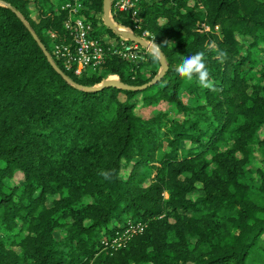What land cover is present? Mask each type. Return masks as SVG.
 Instances as JSON below:
<instances>
[{
    "label": "trees",
    "instance_id": "trees-1",
    "mask_svg": "<svg viewBox=\"0 0 264 264\" xmlns=\"http://www.w3.org/2000/svg\"><path fill=\"white\" fill-rule=\"evenodd\" d=\"M53 1L0 0V264H264V0H205L202 12L200 0H141L142 29L173 39L160 44L167 70L142 90L85 89L142 85L159 61L109 53L73 74L53 52L67 36L65 0ZM83 1L95 35L123 39L104 23L103 0ZM199 15L211 30H195ZM200 51L216 91L176 72ZM128 220L143 232L104 249Z\"/></svg>",
    "mask_w": 264,
    "mask_h": 264
},
{
    "label": "built area",
    "instance_id": "built-area-1",
    "mask_svg": "<svg viewBox=\"0 0 264 264\" xmlns=\"http://www.w3.org/2000/svg\"><path fill=\"white\" fill-rule=\"evenodd\" d=\"M140 2L141 0H111L110 13L125 14L130 22V26L126 28L134 33L135 30L140 31V35H137L149 42L151 35L148 30L142 29L139 17ZM86 9L83 0H65L60 5V11L66 14L62 27L67 36L54 43L53 52L62 59L66 69L77 76L89 69H100L109 53L129 61L146 58L149 49L136 42L124 38L117 40L109 34L95 35L91 19L85 13ZM56 36L55 32L50 34L51 38ZM145 225L141 221L128 220L124 228L112 237L104 238L101 245L104 249L117 250L125 246L134 235L142 233Z\"/></svg>",
    "mask_w": 264,
    "mask_h": 264
},
{
    "label": "water",
    "instance_id": "water-1",
    "mask_svg": "<svg viewBox=\"0 0 264 264\" xmlns=\"http://www.w3.org/2000/svg\"><path fill=\"white\" fill-rule=\"evenodd\" d=\"M110 7H111V0H103V21L106 24V26L110 30H112L114 33H116L117 35L121 36L122 38H124L126 40H130V41L136 42V43L142 45L143 47L149 49L151 43H149L145 39L139 37L133 31L127 29L126 27H123L122 25L118 24L117 22H115L113 20L112 15L110 13ZM29 30L31 31L35 41L42 48L44 54L46 55V57L48 58L49 62L52 64V66L55 68V70L63 78L68 79L67 76L63 73V71L53 62L50 54L48 53V51L46 50L45 46L43 45L41 40L38 38V36L30 28H29ZM161 53H162L161 54V58L159 60L160 69L157 72V74L147 83H144V84L138 85V86H132V85L125 84L124 82L120 81L119 79L111 78V79L105 80L99 86H91V87H84V88L88 89V90H96V89H99L101 87L113 86V87H120V88L128 89V90H142V89H145L147 86L159 81L161 79V77L163 76V74L165 73V71L167 70L168 65H167V62L165 60V56H164L162 51H161ZM69 81L71 83H73L71 80H69Z\"/></svg>",
    "mask_w": 264,
    "mask_h": 264
},
{
    "label": "clouds",
    "instance_id": "clouds-1",
    "mask_svg": "<svg viewBox=\"0 0 264 264\" xmlns=\"http://www.w3.org/2000/svg\"><path fill=\"white\" fill-rule=\"evenodd\" d=\"M167 44L168 41H165ZM161 45H158L154 42L151 43L148 50V55L154 62H157L161 58ZM218 55L221 58L227 57L226 51H219ZM144 59V57H140ZM206 53L204 51L197 52L193 55L186 56L182 61L177 65L176 72L179 77L185 79L188 82H195L200 88L207 89L210 91H216L214 83L210 78V72L205 63ZM105 180L112 178V172L107 170H101L99 173Z\"/></svg>",
    "mask_w": 264,
    "mask_h": 264
},
{
    "label": "rangeland",
    "instance_id": "rangeland-1",
    "mask_svg": "<svg viewBox=\"0 0 264 264\" xmlns=\"http://www.w3.org/2000/svg\"><path fill=\"white\" fill-rule=\"evenodd\" d=\"M55 1V0H54ZM53 1V4L55 5ZM200 3L198 4V6L196 5V9L200 12L204 11L205 10V7H206V1L205 0H200L199 1ZM193 1H188L187 4L188 5H193ZM31 17L34 19V20H38V17H37V12H36V9L32 8V12H31ZM167 21V19L163 16H160L158 18V22H157V25L158 23L163 25L165 24ZM217 31H219V26H216L215 27ZM150 29V27H149ZM174 29L176 30H179L180 28L178 26H174ZM147 30V29H146ZM195 30H197L198 32H207L209 30H211L210 26L205 22V20H203L202 16L199 15V17L197 18L196 22H195ZM149 31V30H148ZM157 33L156 30L153 31L152 29H150L149 31V34L151 35L148 40L150 43L154 42L158 45H160L162 42H165V41H168V44H171L173 42V39L170 38V35L168 33L166 34H159L157 36ZM185 31L183 30H179V35L180 37L184 38L185 37ZM155 39H157L158 41L156 42ZM152 65H149L146 67V69H149L151 68ZM152 68H156V66H153ZM160 68H158L159 70ZM182 97L184 98V100L186 101L187 104L189 105H194L196 104V101H195V98L193 96V94H189L188 92L186 91H182ZM262 135H264V128L262 129ZM254 155L255 157L260 161H262L261 159H263V156L261 155V153L256 149L255 152H254ZM17 175V176H16ZM16 175H14L13 177V183L15 182H18L20 183L21 182V173L17 172ZM148 183V181L146 182V184ZM200 186V185H199ZM164 197L167 198L168 197V194L167 192H164ZM166 218V217H165ZM168 220L169 223H173L174 222V219L172 217H167L166 218ZM163 222H164V219H160L159 221H156L155 222V228L157 230H161L162 229V226H163ZM59 235V232H56V236ZM166 241L167 243H170L172 240L171 238H166Z\"/></svg>",
    "mask_w": 264,
    "mask_h": 264
}]
</instances>
